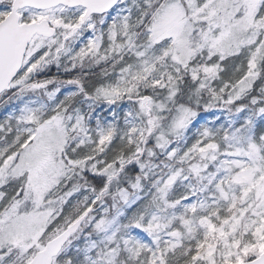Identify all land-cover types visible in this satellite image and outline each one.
Here are the masks:
<instances>
[{"label": "snow or ice", "instance_id": "1", "mask_svg": "<svg viewBox=\"0 0 264 264\" xmlns=\"http://www.w3.org/2000/svg\"><path fill=\"white\" fill-rule=\"evenodd\" d=\"M9 103L0 264H264V0H0Z\"/></svg>", "mask_w": 264, "mask_h": 264}, {"label": "trees", "instance_id": "2", "mask_svg": "<svg viewBox=\"0 0 264 264\" xmlns=\"http://www.w3.org/2000/svg\"><path fill=\"white\" fill-rule=\"evenodd\" d=\"M56 72V69H55V67H52L51 68V70L47 73L48 75H51V74H54ZM62 75H64V74H62ZM126 104H127V102H122L118 107L117 106H109L108 105V108H107V110L106 111H102V114L100 115V117L99 118H103V117H105L106 119H108L109 118V116H110V111L113 109V110H118V109H121L122 107H126ZM13 106H14V104L13 103H9L8 105H6V107L4 108V109H0V116H2L3 114H6L8 111H10L12 108H13ZM210 112L211 111H209V112H201L200 113V115L199 116H202V115H205L206 116V120L202 123V124H200L198 121H196V123H194L193 125H192V127L191 128H189V131L191 132V137H194V135H195V132H196V129L197 128H199V125H204V124H206V123H209V122H215V124H218L219 122H222L223 121V119L222 118H219V120H216V117H212L211 116V114H210ZM198 116V117H199ZM197 117V118H198ZM196 120H198V119H196ZM95 121L96 120H93L92 122H91V124L94 126L95 125ZM199 124V125H198ZM178 191H180L179 189H178ZM130 211V210H129Z\"/></svg>", "mask_w": 264, "mask_h": 264}, {"label": "rangeland", "instance_id": "3", "mask_svg": "<svg viewBox=\"0 0 264 264\" xmlns=\"http://www.w3.org/2000/svg\"><path fill=\"white\" fill-rule=\"evenodd\" d=\"M83 108H86V105L85 106H83ZM107 108H108V105H105V104H100V105H97L96 106V108H95V111H94V113H93V116H92V120H91V122L93 121V120H97V118H99L100 117V115L102 114V111H106L107 110ZM125 107H122L121 109H118V110H111L110 111V116H109V118L108 119H106L105 117H103V118H99L100 120H101V122H103V123H106V122H108V121H111L112 119H113V116H112V113L113 112H116L118 115H120V116H122L123 115V109H124ZM211 114H215L216 116H219V117H221L222 119H223V121L222 122H219L218 124H223V123H225V117L220 113V112H217V111H212L211 112ZM204 115H202V116H199L197 119L198 120H196V121H198L200 124H202L206 119L203 117ZM196 121H194V123H196ZM95 123H96V121H95ZM121 123H122V121H121ZM193 123V124H194ZM217 124V125H218ZM199 125V124H198ZM95 126V125H94ZM201 125H199V127H200ZM192 127V126H191ZM190 127V128H191ZM187 135L189 136V137H191V132L188 130V133H187Z\"/></svg>", "mask_w": 264, "mask_h": 264}, {"label": "flooded vegetation", "instance_id": "4", "mask_svg": "<svg viewBox=\"0 0 264 264\" xmlns=\"http://www.w3.org/2000/svg\"><path fill=\"white\" fill-rule=\"evenodd\" d=\"M121 7H123V5H117L118 9L121 8ZM112 15H115V13L113 12Z\"/></svg>", "mask_w": 264, "mask_h": 264}]
</instances>
